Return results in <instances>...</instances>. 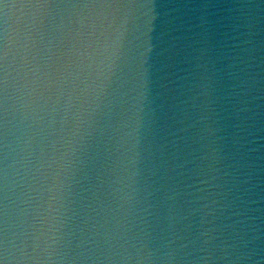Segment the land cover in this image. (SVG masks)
Segmentation results:
<instances>
[{
	"label": "clouds",
	"instance_id": "9594fccd",
	"mask_svg": "<svg viewBox=\"0 0 264 264\" xmlns=\"http://www.w3.org/2000/svg\"><path fill=\"white\" fill-rule=\"evenodd\" d=\"M0 264H264V0H0Z\"/></svg>",
	"mask_w": 264,
	"mask_h": 264
},
{
	"label": "water",
	"instance_id": "95a60500",
	"mask_svg": "<svg viewBox=\"0 0 264 264\" xmlns=\"http://www.w3.org/2000/svg\"><path fill=\"white\" fill-rule=\"evenodd\" d=\"M11 100L9 101V111L7 115V129L5 127L6 121H5V115L2 109V106H0V154L3 152V143H4V136H5V131L7 130V136L9 140L12 139L13 133H14V117H13V112L11 108Z\"/></svg>",
	"mask_w": 264,
	"mask_h": 264
}]
</instances>
